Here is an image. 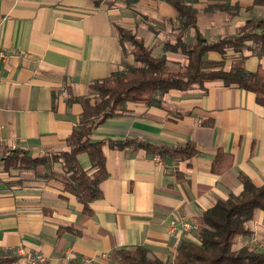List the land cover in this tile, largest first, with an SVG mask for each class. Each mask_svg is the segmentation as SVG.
<instances>
[{"label": "crops", "instance_id": "1", "mask_svg": "<svg viewBox=\"0 0 264 264\" xmlns=\"http://www.w3.org/2000/svg\"><path fill=\"white\" fill-rule=\"evenodd\" d=\"M225 2L236 7L234 15L208 9ZM193 6L197 25L187 31L188 43L196 31L208 41L235 35L245 21L263 13L253 0H194ZM116 26L141 37L153 56L185 62L184 54L163 51L177 32L176 12L163 0H0V48L7 53L0 62V148L24 149L33 158L67 150L65 140L82 112L80 104H67V99L90 95L89 84L126 59ZM249 49L224 55L210 51L203 67L228 70L245 55L246 70L260 64L264 71V57ZM90 137L173 147L192 143L197 153L170 160L143 149L104 145L108 178L90 217L55 178L62 173L59 162L40 170L51 172L49 179L31 171L0 173V251L17 256L11 264H29L26 254H42L44 264H117V250L136 246L170 263L178 243L196 235L194 230L169 234L172 219L196 221L217 200L239 193V173L264 184V107L252 92L218 80L170 90L158 106L127 103L123 114L107 119ZM218 149L233 156V165L214 174ZM78 161L91 173L86 154ZM246 227L251 235L237 236L235 249L248 245L263 251L264 213L257 210ZM60 228L72 231L58 234Z\"/></svg>", "mask_w": 264, "mask_h": 264}, {"label": "trees", "instance_id": "2", "mask_svg": "<svg viewBox=\"0 0 264 264\" xmlns=\"http://www.w3.org/2000/svg\"><path fill=\"white\" fill-rule=\"evenodd\" d=\"M176 12L177 33L173 42L163 46L167 51L180 52L187 58L183 68L170 70L166 66V57H155L152 49L132 30L116 26L119 42L123 46H132L134 64L116 70L109 76L94 80L89 84L90 95L69 97L67 104L78 103L82 107L79 122L66 138L67 150L56 155L47 154L33 158L28 151L20 148H0V173L11 170L31 171L38 178L49 179L50 174L40 172L53 163L61 164L62 173L56 175L65 192L75 196L82 204V213L86 217L93 215L91 204L103 198L102 183L108 178L104 145L117 150L128 148L143 149L151 156L161 159L187 160L196 155L192 143L184 146L155 145L143 140H91L93 131L107 119L120 116L126 110L127 103H143L148 106L160 105V98L170 90H186L192 85L202 86L213 80L221 81L226 87L235 86L252 92L258 105L264 107V71L258 64L255 71L244 67L245 55L232 61L228 70H205L204 56L215 51L224 55L227 51L241 53L249 49L251 42L253 53L264 57V0H253V6H259L263 13L245 21L235 35L208 41L196 31L193 41H185L187 31L196 28L197 10L194 0H163ZM129 3V2H127ZM234 15L236 7L227 2L209 6ZM256 31H260L256 33ZM86 154L90 160L91 173L79 164L78 155ZM233 156L218 149L211 165L214 174L231 169ZM242 190L229 194L226 200H217L214 205L203 211L196 219L198 223L195 239L181 240L170 263L155 256L143 246L133 249H119L115 252L117 264H264V250L258 251L252 246L233 247L237 236H249L251 231L246 223L252 220L259 210L264 213V184L256 185L247 175L238 174ZM70 228L58 229V234ZM17 256L12 252L0 251V264L13 263ZM71 264H81L76 260Z\"/></svg>", "mask_w": 264, "mask_h": 264}, {"label": "built area", "instance_id": "3", "mask_svg": "<svg viewBox=\"0 0 264 264\" xmlns=\"http://www.w3.org/2000/svg\"><path fill=\"white\" fill-rule=\"evenodd\" d=\"M6 57H7V53L0 48V62L4 61ZM157 160L159 161L160 159L157 158ZM197 228H198L197 221L191 220L185 216L174 218L168 224V231L169 234L171 235H178L181 232H188L192 230L196 231ZM26 258L29 264H44L46 261V258L42 254H36V255L26 254ZM85 262L88 263L89 260L85 259ZM7 264H11V263H7Z\"/></svg>", "mask_w": 264, "mask_h": 264}, {"label": "rangeland", "instance_id": "4", "mask_svg": "<svg viewBox=\"0 0 264 264\" xmlns=\"http://www.w3.org/2000/svg\"><path fill=\"white\" fill-rule=\"evenodd\" d=\"M177 33V32H176ZM124 45H126V47H124V58L126 57V59H124V62L121 64V67L119 68V69H122V68H124L125 66H128V65H132V64H134V60H133V55H132V53H131V51H132V46L129 44V43H125ZM178 53H180V52H178ZM182 54V53H181ZM180 55V54H179ZM162 55H160V56H158V57H161ZM181 56V55H180ZM180 56H173L174 58H178V57H180ZM183 56V55H182ZM180 57V58H183V59H185V62L184 61H179V62H177V63H174V62H172V61H170V60H167V58H166V60H167V62H166V66L168 67V69H170V70H178V69H181V68H183V66H185V64L187 63V58H186V56H183V57ZM156 57V56H155ZM166 57V56H165ZM118 69V70H119ZM12 172H14V174H18V170L16 169V170H14V171H12ZM196 233H197V230H196ZM238 240V239H237ZM235 241V243H234V245H233V247L235 248V247H237L238 246V243H239V241ZM264 250V249H263Z\"/></svg>", "mask_w": 264, "mask_h": 264}]
</instances>
